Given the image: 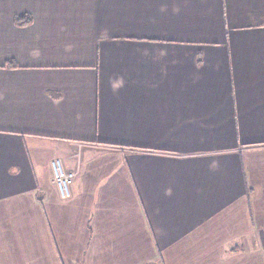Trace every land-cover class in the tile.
I'll use <instances>...</instances> for the list:
<instances>
[{
	"label": "crops",
	"instance_id": "1",
	"mask_svg": "<svg viewBox=\"0 0 264 264\" xmlns=\"http://www.w3.org/2000/svg\"><path fill=\"white\" fill-rule=\"evenodd\" d=\"M0 264H264V0H0Z\"/></svg>",
	"mask_w": 264,
	"mask_h": 264
},
{
	"label": "built area",
	"instance_id": "2",
	"mask_svg": "<svg viewBox=\"0 0 264 264\" xmlns=\"http://www.w3.org/2000/svg\"><path fill=\"white\" fill-rule=\"evenodd\" d=\"M49 166L52 175V182L56 187L60 199L64 200L70 198L76 173L67 170L62 161L58 158L52 159Z\"/></svg>",
	"mask_w": 264,
	"mask_h": 264
}]
</instances>
